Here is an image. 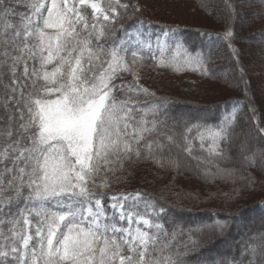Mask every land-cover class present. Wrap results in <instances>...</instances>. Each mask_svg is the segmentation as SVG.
<instances>
[{"label":"snow or ice","instance_id":"obj_1","mask_svg":"<svg viewBox=\"0 0 264 264\" xmlns=\"http://www.w3.org/2000/svg\"><path fill=\"white\" fill-rule=\"evenodd\" d=\"M223 2L229 21L223 37L247 96L232 43L245 0ZM28 7L13 25L11 0H0V264H186L187 252L200 246L195 233L186 240L177 239L182 229L169 233L159 222L166 209L150 193L109 189L131 164L179 171L190 167L189 157L206 178L234 184L239 161L243 183L224 194L228 199L255 185L248 169H264V142L237 134L235 112L216 123L193 122L169 117L166 102L142 106L138 99L156 95L139 83L148 61L205 68L210 51L193 54L177 41L169 58L159 38L155 48L151 39L127 47L117 33L126 17L142 11L130 0H30ZM257 18L264 19V9ZM249 111L264 141V127ZM195 141L206 156L194 155ZM228 264H264V235Z\"/></svg>","mask_w":264,"mask_h":264},{"label":"trees","instance_id":"obj_2","mask_svg":"<svg viewBox=\"0 0 264 264\" xmlns=\"http://www.w3.org/2000/svg\"><path fill=\"white\" fill-rule=\"evenodd\" d=\"M28 2L16 3V0H11L13 13L7 17V20L13 25L20 24L21 14L29 13ZM134 4V0H130ZM205 9V8H204ZM213 11V10H212ZM142 12L136 13L134 16L126 17L123 20V28L117 33L119 39H126L128 33L136 29L141 24H151L155 29H175L173 35L182 42L184 46L193 54L200 51L204 54L211 53V59H207L205 68L207 74H204L205 68H194L186 65H179V70L173 67H156L167 74L178 77H196L199 79H219L222 76L219 72L228 67H232L231 78H235V74L241 75L237 66L236 60L233 58L231 50L227 47V41L223 37L226 28H221V31L208 28H186L180 23L168 22L166 24L156 23L147 18ZM198 29V30H197ZM243 28H233L234 39L232 41L234 47L239 50L240 67H243L247 83V96H245V84L240 80V85H237L236 93L225 95L214 103L200 102H182V99L171 97H145L142 98V106H150L151 104L165 103L167 114L169 117L181 113L182 116L189 117L193 122L216 123L225 116L236 113L238 123L236 125L237 134L244 131H252L255 134L257 144L261 141L260 135L257 134L255 121L252 119V113L249 111V106L255 109V114L259 118L261 127H264V102L262 96L257 91H249L252 85L250 81L255 77L251 70L255 62H248L243 55V49L237 43L239 35ZM210 34V35H206ZM244 40L255 44L257 47L264 45V36L257 31H253L250 35L243 37ZM242 39V41H243ZM258 41V43H255ZM261 41V42H260ZM166 52V57H171L175 52V48H169ZM229 56L230 60L223 62ZM253 61V60H252ZM148 61L146 64H152ZM253 68V69H252ZM221 75V76H219ZM219 77V78H217ZM126 78L131 80L130 75L126 74ZM248 78V79H247ZM120 81L118 80L117 83ZM237 84V83H236ZM264 84V82H263ZM255 86V84H254ZM264 90V86L262 87ZM236 102H240L237 104ZM172 120H168L169 127ZM243 124H248L241 128ZM250 138V137H249ZM251 139V138H250ZM196 150L194 155L206 156L207 154L199 150V141H195ZM173 155H176L177 149L173 148ZM233 159L236 158V151L233 149L229 153ZM184 155V154H181ZM197 161L188 158L189 167H185L179 171L169 168H158L152 162H139L128 166L127 171L122 174L125 176L128 173V182L113 185L109 191H135L143 190L151 194L160 205L166 209V216L161 223L165 229L171 233L173 229H182L183 236H178V240H186V234L189 231L195 233V238L200 240V246L187 252L186 264H228L233 259L240 260L241 252L245 248V244L249 243L251 238L258 235H264V169L256 166L248 169V173L255 178V185L247 189L239 198L228 199L224 194L229 193L232 189L239 188L243 183L238 177L240 171H243L239 161L234 167L239 169L237 172V180L234 184L231 180L225 181L220 178L212 179L210 176L205 177L202 170H196ZM230 167L232 165H229ZM203 165L201 169H203ZM140 168H152L155 173L146 171L140 173ZM215 171V169H211ZM173 176V177H172ZM172 177V178H171ZM171 178V180L169 179ZM188 179L187 182H199V186L189 185L188 189L184 184L178 182V179ZM132 179L139 180L141 184L132 183ZM165 180L164 182H161ZM192 180V181H191ZM188 195V196H185ZM205 194L206 196H204ZM191 197L192 199H190ZM107 203V201H105ZM23 207V204L20 205ZM12 211H15L13 206ZM227 224L223 231L215 228V225L220 223ZM179 223L180 226L179 227ZM178 226V227H177ZM231 244L227 247V242ZM226 246L227 250L224 253L218 252L216 249ZM230 246V247H229ZM230 248V249H228Z\"/></svg>","mask_w":264,"mask_h":264},{"label":"rangeland","instance_id":"obj_3","mask_svg":"<svg viewBox=\"0 0 264 264\" xmlns=\"http://www.w3.org/2000/svg\"><path fill=\"white\" fill-rule=\"evenodd\" d=\"M134 4H139L142 13L148 16L147 18L160 24H166L168 22L180 23L186 28H202V29H215L221 31V28H226L228 21V12L225 8L223 0H134ZM205 8V9H204ZM261 9H264V5L261 4V0H245L241 15L245 18L243 20H236L233 28H243V31L239 35L238 44L242 46L243 55L245 59L250 63L255 62L253 66L254 70H251L255 77H252L250 81L252 85L249 91H257L264 102V45L257 47L255 44H250L243 37L250 35L251 32L257 31L264 36V19L257 18V13ZM213 10V11H212ZM246 14V15H245ZM198 30V29H197ZM167 31L165 29H155L151 24H139L135 30L128 33L124 40L126 46L133 48L137 46V41H143L151 39L153 47L155 48V41L159 38L161 41H166L169 48H175V43L178 39L173 35V32H169L168 36L165 37L163 33ZM243 39V41H242ZM261 42V41H260ZM258 43V41H255ZM166 54V53H165ZM226 60H230V57H225ZM159 55V53H157ZM253 60V61H252ZM151 64H145L140 70V81L139 83L144 87L148 88L151 92H154L159 97H171L172 99L180 98L182 102H200V103H214L219 98L225 95H231L236 93L237 85H240V76L235 74V78H231L230 72L233 70L232 67H228L219 73L226 78L217 77L219 79H199L196 77H178L175 75L167 74L156 67L150 66ZM252 68V69H253ZM219 75V76H221ZM132 79V77L130 76ZM248 79V78H247ZM237 83V84H236ZM255 84V86H254ZM145 98L141 95L138 97L139 100ZM182 116L181 113L174 115V117ZM248 124H243L241 128H244ZM250 126V125H248ZM251 138L252 142L256 145V137L252 131H244ZM162 142H166L163 141ZM190 168V167H189ZM152 172V168H140L139 172ZM123 177V182H128V173ZM173 177V176H172ZM171 177V178H172ZM171 178H169L171 180ZM180 183L184 184L185 187L191 185L195 187L199 186V182H187L188 179L179 180ZM165 180L161 181L164 182ZM172 181V180H171ZM192 181V180H191ZM132 183L141 184L139 180L132 179ZM206 196L205 194H203ZM185 196H188L185 194ZM192 199L191 197H189ZM143 211V209H141ZM148 218H151L149 216ZM161 223V221H159ZM178 227V226H177ZM179 227L180 223H179ZM154 231V229H153ZM187 237V234H186ZM231 242H227V247ZM226 246L217 248L216 250L220 253H224L227 250ZM230 247V246H229ZM230 249V248H228Z\"/></svg>","mask_w":264,"mask_h":264}]
</instances>
